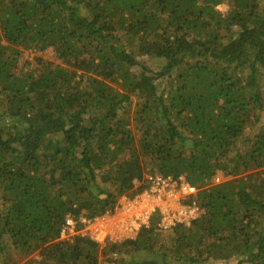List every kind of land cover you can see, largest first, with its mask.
Returning a JSON list of instances; mask_svg holds the SVG:
<instances>
[{"label":"trees","instance_id":"1","mask_svg":"<svg viewBox=\"0 0 264 264\" xmlns=\"http://www.w3.org/2000/svg\"><path fill=\"white\" fill-rule=\"evenodd\" d=\"M263 115L264 0H0V264H264ZM151 174L202 215L59 239Z\"/></svg>","mask_w":264,"mask_h":264},{"label":"built area","instance_id":"2","mask_svg":"<svg viewBox=\"0 0 264 264\" xmlns=\"http://www.w3.org/2000/svg\"><path fill=\"white\" fill-rule=\"evenodd\" d=\"M223 181L222 173H217L212 183ZM147 184L134 196L121 197L112 209L99 216H67L59 239L70 242L76 236H87L100 246L118 244L136 238L150 226L154 216L159 219V230L171 232L179 225L189 227L202 215L194 200L198 189L184 179L151 174L147 175Z\"/></svg>","mask_w":264,"mask_h":264},{"label":"rangeland","instance_id":"3","mask_svg":"<svg viewBox=\"0 0 264 264\" xmlns=\"http://www.w3.org/2000/svg\"><path fill=\"white\" fill-rule=\"evenodd\" d=\"M219 10H220L222 13L225 12V11L227 10V5L224 4V5L219 6ZM30 54H31V55H30V58H31V59H34L35 53L32 52V53H30ZM45 56L48 57V58L51 57V56H50V53H48V54L46 53ZM25 58H27V57H25ZM154 65H155V63H154ZM154 65H153L152 62H149V66H150L152 69H155V68H156V67H154ZM263 117H264V115H263ZM257 131H258V130H257ZM171 233H172V231H171V232H166V234H171ZM37 258H38V256H37ZM104 262H105V261L101 260V264H104ZM207 264H236V260H234V261H230V262H227V263H222V262H220V261H217V262H210V263H207Z\"/></svg>","mask_w":264,"mask_h":264}]
</instances>
